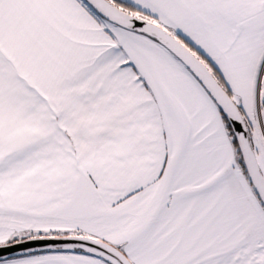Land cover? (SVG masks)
I'll use <instances>...</instances> for the list:
<instances>
[{
    "label": "snow or ice",
    "instance_id": "1",
    "mask_svg": "<svg viewBox=\"0 0 264 264\" xmlns=\"http://www.w3.org/2000/svg\"><path fill=\"white\" fill-rule=\"evenodd\" d=\"M0 264H264V0H0Z\"/></svg>",
    "mask_w": 264,
    "mask_h": 264
}]
</instances>
